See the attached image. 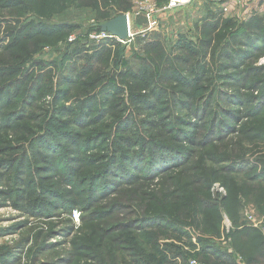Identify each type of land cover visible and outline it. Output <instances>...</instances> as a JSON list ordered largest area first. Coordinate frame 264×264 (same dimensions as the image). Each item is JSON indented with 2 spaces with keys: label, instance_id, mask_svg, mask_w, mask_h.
<instances>
[{
  "label": "rangeland",
  "instance_id": "obj_1",
  "mask_svg": "<svg viewBox=\"0 0 264 264\" xmlns=\"http://www.w3.org/2000/svg\"><path fill=\"white\" fill-rule=\"evenodd\" d=\"M13 1L0 0V69L11 70L0 79L11 81L10 107L0 105V264H89L96 251L107 264H247L234 243L255 253L257 242L238 232L264 237V14L253 7L264 0L234 10L233 0H194L174 11L169 0ZM147 3L151 20L136 15ZM123 14L132 38L99 30ZM210 128L211 145L194 148ZM139 138L182 153L137 163L139 147L126 146ZM119 147L132 161L112 172ZM186 171L213 182L209 193L179 186ZM76 172L110 173L105 193ZM228 185L239 197L223 206ZM88 199L89 212L115 205L116 215L83 223ZM99 228L116 251L89 246Z\"/></svg>",
  "mask_w": 264,
  "mask_h": 264
},
{
  "label": "trees",
  "instance_id": "obj_2",
  "mask_svg": "<svg viewBox=\"0 0 264 264\" xmlns=\"http://www.w3.org/2000/svg\"><path fill=\"white\" fill-rule=\"evenodd\" d=\"M18 1V0H17ZM13 2H15V0L13 1ZM20 3V1H18V4ZM213 18H215V15H214V17ZM216 18H218V17H216ZM250 21H252V19L250 20ZM228 23H231V21H229ZM62 25H67L66 23H62ZM208 28V27H207ZM100 31H101V27H100V29H99ZM46 31H49V28H47V29H45V32ZM47 33V32H46ZM50 33V32H49ZM39 34V33H38ZM42 35V34H41ZM44 36H52L53 34L51 33V34H47V35H45V34H43ZM210 42V41H209ZM254 43H255V41H254ZM11 70H1L0 69V79L1 80H4V79H6L7 77H8V73L10 72ZM22 80H20V82H21ZM10 83H11V81H8L7 83H5V84H3L2 86L0 85V102L2 101V103L0 104L1 106H3V105H5V107L6 108H9L10 107V102H9V98L7 97L9 94H8V90H7V87H4V86H9L10 85ZM18 83H19V80L15 83V87L14 88H21L22 87V84H21V86L20 87H18ZM24 85V84H23ZM18 92L19 91H17V94H18ZM16 97H17V95H16ZM10 116L8 115V118H9ZM197 117L198 118H200V120H201V122H203V124L201 125V124H198V126H197V128L199 127V128H201V126H203L204 125V123H205V116H203V115H199V113L197 114ZM202 118H203V120H202ZM24 119V118H23ZM21 119H18L17 120V122L16 121H14L15 123H11V125L13 126V125H15V124H18V123H21V122H23V120L22 121H20ZM34 120V116H33V114L32 113H30L28 116H27V122L25 123V125H15V126H18L17 127V129H20V128H22L23 127V130L25 131V129H26V127L28 128V126H29V123L30 122H32ZM28 124V125H27ZM27 125V126H26ZM41 125V124H40ZM30 128H32L34 131L36 130V129H41L40 127L39 128H36V127H31L30 126ZM191 128V127H190ZM259 131H261L262 133L261 134H264V129H261V130H259ZM212 135H214V129H212V128H210V131L208 132V134L207 135H198L197 137H198V139H200L199 141H198V139H197V142H194V143H191L192 145H193V147L194 148H197L198 150L199 149H204V150H206L211 144H209V138H212ZM30 136H32V135H30ZM43 140H44V138H42ZM25 139H23L22 137L21 138H19V139H17V142H19L20 144H22L23 143V141H24ZM91 138L90 137H88L87 138V140H86V146H90L92 143H91ZM136 144V145H135ZM124 145V144H123ZM131 145H135L134 147H139V149H137V150H140L139 151V153H138V155L140 154L141 155V157L139 158L138 157V159H137V163H139V162H141V163H146V162H148V165L150 166L151 165V163H154L153 162V158L154 157H152V156H154L155 154H158V153H164V152H168V153H173V154H176V155H178V154H180V153H182L181 152V149H170L168 146H166V145H162L161 147L159 146V145H154L153 143H150V142H147V140H142L141 141V139L139 138L138 139V141H136V143L135 142H133L132 140H130L129 141V143H128V145L126 146L127 148H129V147H131ZM235 144H232V146H234ZM13 146H15V145H13ZM201 147V148H200ZM8 148V147H7ZM20 149V147H14V149L13 150H15V151H18ZM6 150V149H5ZM4 150V151H5ZM137 150H135V151H133V153H130V154H134V155H136L135 153L137 152ZM4 151H2V152H0V154L1 153H3ZM88 152H90V151H88ZM180 152V153H179ZM27 153V156H28V152H26ZM216 152H212V153H210V155H207V156H210L211 158H213L214 160H216V157L215 156H211V154H215ZM232 153V152H231ZM229 154L228 156H227V158H230V157H232V154ZM129 154V153H128ZM188 154H190V156L188 157V160H190V158L192 157V156H195V152H188ZM217 154V153H216ZM24 157H26V156H24ZM112 158H115V159H113L112 160V162H111V165H109V168H112L111 170H112V172H113V168H116V165L119 167V170H124V169H126L127 167L125 166V164H127V163H129L130 161H132V159L130 160V158L128 157V155L127 154H125L124 153V151H123V148L122 147H119L118 149H117V151H115V155H113L112 156ZM218 160H222V159H219L218 158ZM99 162H101V161H99ZM126 162V163H125ZM151 162V163H150ZM217 163V162H216ZM221 163V162H220ZM96 162H91L90 163V161H87V163H86V170H89V169H93V168H95V166H96ZM107 167V166H106ZM100 169V168H99ZM68 171H71V169H67ZM79 170H81V169H79ZM199 170V169H198ZM213 170V169H212ZM78 171V170H77ZM79 172V171H78ZM78 172H76L77 174L76 175H78L80 178H81V182H83V180H85V178H84V176H86L85 174H87V176H90V177H88L86 180L87 181H90V182H97V181H99L100 182V184H101V188H100V194L102 193H105V189H104V187H105V185L107 184V185H109V181H110V179L108 178V175H110V173L108 174V172H107V174L106 173H103L102 175H91V173H87V172H84V173H80V174H78ZM185 174H186V177H188L187 179L185 178V177H181L180 179H178V180H176L177 181V184L179 185V186H185L186 188H189V186H196V185H198V186H203V188H202V192H205V193H209V191H210V187H211V184L213 185V182L211 183V181L209 182V181H203V180H199L197 177H193V178H191L190 176H189V173L186 171V172H184ZM75 175V176H76ZM214 176H216V172H214ZM83 177V178H82ZM91 178V179H90ZM195 182V183H194ZM204 184V185H203ZM229 190H228V192H229V196L227 197V198H225L224 199V202H223V206L224 205H227V203H228V201L229 200H231V201H237V199H238V189L236 188V186H234V185H228V186H226ZM254 195V194H253ZM72 196L73 195H70L69 197H70V199L69 200H71L72 199ZM165 199H164V203L165 202H167L168 201V199H169V196H165L164 197ZM207 200V199H206ZM91 200L90 199H88V201H87V203L88 204H86L85 206H87V210H84V212L86 213V215H85V217L83 218V223H85L86 222V219H88L89 217H93V216H98V217H100L101 218V220H103V221H105V220H111V218L113 217V216H115L116 215V209L118 208V207H116L115 205H114V207L112 206V209L109 211V210H104V211H99V212H89L88 210H89V206H90V204H91V202H90ZM200 204H202L203 206H202V208L205 210V212H207V211H212V209H214V205H212V206H209V205H207V203H204V202H201V201H198ZM209 202V201H208ZM80 204H74V203H72V206H79ZM164 216V215H163ZM210 216V215H209ZM157 217L159 218V215H157ZM144 218L143 217H140L139 219H138V223L139 222H141L142 220H143ZM217 219L219 220V217H217ZM208 222V221H207ZM208 224L209 225H212L213 227H216L217 225L216 224H210L209 222H208ZM208 232H210V231H208ZM207 232V233H208ZM219 233V232H218ZM238 233H240L239 235H241V238H243V239H246V240H256V242H257V244L255 245V247H253L252 248V250L255 252V253H249L248 252V250L246 249V247L244 246V245H242V246H240V245H236L235 243H234V245H235V252H237L239 255H241V256H243V257H245L246 258V260H247V264H264V237H263V235L260 233V231H258V229H250V228H246V229H242V230H240ZM110 236V234L107 232V230H105V229H100L99 228V231H96V230H94V231H92V233L91 234H89V237L87 238V242L89 243V246L92 248V250H93V247L94 246H96V248L97 249H99V250H101L103 247H106L107 248V246H108V250L110 251V252H114V251H116V250H114V249H111L110 248V245L111 244H113V243H115V241L114 242H111L110 241V243L109 242H105L104 240H103V238L104 239H107L108 237ZM98 239V242L97 243H94L95 242V240L94 239ZM94 240V241H93ZM117 240H120V239H117ZM117 242H119V241H117ZM204 253H206L205 252V250L203 251V254ZM96 256L94 257V259H90V261H89V264H103V263H105V264H107V263H109V257L107 256V255H105V254H103V253H99L98 254V251H96ZM72 258L71 257H69L67 260H65V261H63V262H65V264L66 263H69L70 262V260H71Z\"/></svg>",
  "mask_w": 264,
  "mask_h": 264
},
{
  "label": "water",
  "instance_id": "obj_3",
  "mask_svg": "<svg viewBox=\"0 0 264 264\" xmlns=\"http://www.w3.org/2000/svg\"><path fill=\"white\" fill-rule=\"evenodd\" d=\"M103 33H108L111 36L126 41L133 36L129 27V17L127 14L120 15L113 20L105 23L101 27Z\"/></svg>",
  "mask_w": 264,
  "mask_h": 264
},
{
  "label": "built area",
  "instance_id": "obj_4",
  "mask_svg": "<svg viewBox=\"0 0 264 264\" xmlns=\"http://www.w3.org/2000/svg\"><path fill=\"white\" fill-rule=\"evenodd\" d=\"M193 2H194V0H169L167 9L171 10V11L178 10V9H180L183 6L187 7V6L191 5ZM156 13H157L156 6L154 4H152V3H147L141 9V12L136 13V15L144 14L149 20H151L152 17ZM128 17H129V27H130V31H131V16L128 15ZM227 222H229V221H227ZM192 264H198V263H195L193 261Z\"/></svg>",
  "mask_w": 264,
  "mask_h": 264
},
{
  "label": "crops",
  "instance_id": "obj_5",
  "mask_svg": "<svg viewBox=\"0 0 264 264\" xmlns=\"http://www.w3.org/2000/svg\"><path fill=\"white\" fill-rule=\"evenodd\" d=\"M239 1H241V0H233V2H231L229 4V5H231V6H229V8L232 9V10H234L235 7L237 6V4L239 3ZM253 7L256 8V11H261L264 14V2L261 3V4L259 3L256 6L254 5ZM233 14L239 15L240 13L234 12Z\"/></svg>",
  "mask_w": 264,
  "mask_h": 264
}]
</instances>
